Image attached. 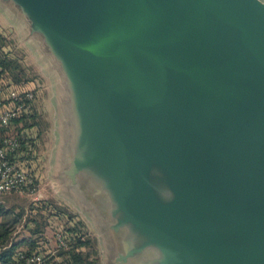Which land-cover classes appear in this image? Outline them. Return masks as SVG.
Returning <instances> with one entry per match:
<instances>
[{
	"label": "water",
	"instance_id": "obj_1",
	"mask_svg": "<svg viewBox=\"0 0 264 264\" xmlns=\"http://www.w3.org/2000/svg\"><path fill=\"white\" fill-rule=\"evenodd\" d=\"M24 1L35 3L41 13L40 21L49 23L48 28L63 24L64 33L72 42L84 46L85 53L95 50L101 68L99 74L90 73L84 82H71L73 94H85V91L86 95L82 96L87 99L83 105H79L82 99H74L71 103L74 110L66 117L62 150L65 160L61 159L59 174L66 188L80 194L83 189L79 174L94 171L96 162L101 167L105 163L109 186L103 191L112 193L122 222L131 225L132 240L138 238L142 246L158 248L167 264H250L249 260L255 259L258 240L262 239L264 244V208L244 163L235 152L237 138L229 133L220 134V129L215 127L217 116H230L226 91L234 92L238 85L227 64L203 54L210 0L150 2L154 21L159 20L167 33L170 29L168 45L163 49L169 59L165 63L160 55V62L154 63L153 69L144 58L151 22L143 0ZM226 1L242 7L240 0ZM254 1H260L264 7L263 0ZM136 70L142 75L143 91ZM230 100L234 102L233 110L240 111L232 119L241 132L238 139L249 143L250 127L241 99L234 96ZM192 119L204 120L207 126L202 127ZM221 135L227 138L224 140ZM164 151L172 152L177 162L155 161ZM189 163H198L219 181L231 206L233 202L239 205L245 217L233 208L231 215L221 211L207 215L206 208L200 209L181 197L183 192L167 189L169 177L165 167ZM156 166L163 169L160 176L146 179L145 169ZM208 175L200 176L199 181L211 190V180L204 181L205 177L210 179ZM151 189L163 192L164 199L157 200ZM215 189L218 190L217 184ZM173 195L176 198L163 202L165 197ZM236 215L244 225L235 221ZM218 216H225V224L219 220L218 224L213 223V217ZM156 220L164 226L176 224L184 231L181 241L184 250L172 247L178 241L168 239ZM243 228L246 233L242 232ZM230 230L237 244L224 239L223 231Z\"/></svg>",
	"mask_w": 264,
	"mask_h": 264
},
{
	"label": "rangeland",
	"instance_id": "obj_2",
	"mask_svg": "<svg viewBox=\"0 0 264 264\" xmlns=\"http://www.w3.org/2000/svg\"><path fill=\"white\" fill-rule=\"evenodd\" d=\"M153 1L157 0L142 1L146 16L151 22L144 58L152 69L154 63L160 62V55L164 56L165 63L169 59L163 49L168 45L166 39L170 31L168 28L167 33L166 27L159 20L154 21L155 12L150 4ZM255 2L257 1L240 0V8L226 0H210L206 10L203 54L232 69L235 85L238 87H235L236 92L226 91L225 103L230 116H217L215 127L220 129V134L229 133L237 138L234 142L235 152H238L244 163L264 208V37L260 35L264 34V7L260 1ZM33 4L35 3L29 1L25 3L24 0H0V65L7 70L3 78H9L18 87L34 93L30 106L32 109L27 118L39 130L35 148L39 172L36 193H11L0 198V204L9 210L7 215L0 217V224L14 217L18 218L16 230L7 244L15 245L12 255L19 252L30 254L38 251L46 254L53 251L59 257L57 264H68L65 263L62 252L56 248L55 235L68 225L74 227V220L78 217L83 225L77 226V229L88 233L91 250L98 264H167L158 248L152 245L142 246L138 238L132 240L133 229L122 222L121 212L113 202H106L102 214L97 215L101 217L97 219L90 213L87 218L84 211L89 231L86 222L83 223L69 206L71 194L59 175L62 171L61 159L65 160L62 150L64 134L67 132L66 117L74 110L71 104L74 99H82L79 105H83L87 99L82 96L83 93L73 94L71 82H84L90 73L99 74L101 68L95 50L85 53L84 46L72 42L64 33L63 24L48 28L49 23L40 21L41 13ZM8 21L15 22L12 27L18 33L17 40L10 31ZM169 56L171 57L170 53ZM218 73L222 75L221 70ZM226 80L225 77V83ZM173 83L176 84L177 81L174 80ZM84 93L86 95L85 91ZM234 96L241 99L243 114L248 117L246 122L251 133L249 143L238 139L241 132L238 125L232 122L233 115H240L239 108L236 112L233 110L234 102L230 99ZM192 120L202 127L207 126H204V120ZM22 123L20 121L18 124ZM208 127L213 129L211 124ZM221 138L227 137L223 138L221 135ZM159 159L177 162L170 151H164L155 161ZM204 181L209 183L210 179L205 177ZM151 190L157 200L164 199L163 192ZM164 193L167 195V192ZM71 216L74 220L70 221ZM209 218L212 220V217ZM224 219L225 216L213 217V223L218 224L217 220L224 223ZM235 221L244 225L239 215L235 216ZM223 232L226 234L225 240L237 244L231 230ZM87 249L83 246L79 251L86 255ZM93 258L92 254L89 255L90 260Z\"/></svg>",
	"mask_w": 264,
	"mask_h": 264
},
{
	"label": "built area",
	"instance_id": "obj_3",
	"mask_svg": "<svg viewBox=\"0 0 264 264\" xmlns=\"http://www.w3.org/2000/svg\"><path fill=\"white\" fill-rule=\"evenodd\" d=\"M34 93L18 87L11 79L0 77V198L11 193L35 194L39 178L36 147L28 139L35 138L34 126L19 125L17 120L28 117ZM33 134V135H32ZM36 144V138H35ZM56 248L68 250L69 242L62 231L57 232ZM84 239L83 236L79 237ZM59 262L55 252L44 254L17 253L10 264H54Z\"/></svg>",
	"mask_w": 264,
	"mask_h": 264
},
{
	"label": "crops",
	"instance_id": "obj_4",
	"mask_svg": "<svg viewBox=\"0 0 264 264\" xmlns=\"http://www.w3.org/2000/svg\"><path fill=\"white\" fill-rule=\"evenodd\" d=\"M8 22L10 23V31L13 32L12 35L16 36L17 40L18 33L15 32V27H12L14 26L15 22ZM15 45L17 46L16 43ZM96 161L97 160H95L94 162ZM95 164L96 165L93 167L95 169L94 171H91L89 173L85 171L79 174V184L82 187L83 191L80 194H76L75 192H70L71 195L69 194L71 197V200L68 199V203L70 204L69 206L80 216L83 223L84 221L86 222L83 214L84 211L87 218L90 217V214L92 217H94V219L100 218L101 216L97 215L102 214L101 212L105 209V203L107 201L113 202L114 200L111 192H108L107 190L103 191L105 187L109 186V178H107V169L105 163L102 164V167L97 162ZM97 166L100 168V170L102 169V172L104 174L103 176H100L101 171H97ZM165 170L166 174L169 177V181H167L166 184L167 189L170 190V188H174L180 193L183 192V194H181V197L189 199L200 209L206 208L205 213L207 215L214 214V212L218 213L219 211H221L222 213L228 212L229 215H231L230 211H232L231 208H233L234 210H238L239 215L245 217L239 205L233 202L231 206V200L227 197V195H225L222 189V184L212 176H209V173L202 167H200L198 163H189L185 165L181 164L179 166L167 165L165 167ZM162 171L163 169L161 167L156 166L155 168L145 169L143 176H145L146 179L149 176H153L154 179L155 175L160 176ZM204 175H208L210 177L211 190H208L206 188V185L204 183H200L199 181L200 176ZM153 183L155 184V186H158L156 185L154 180ZM216 184L218 188L217 191L215 190ZM87 186L90 187V191L87 190ZM176 196L173 195L170 197H165V200L163 202L168 203L176 198ZM113 203L116 206L115 202ZM85 225L88 229L87 222ZM242 232L246 233V229L243 228Z\"/></svg>",
	"mask_w": 264,
	"mask_h": 264
},
{
	"label": "trees",
	"instance_id": "obj_5",
	"mask_svg": "<svg viewBox=\"0 0 264 264\" xmlns=\"http://www.w3.org/2000/svg\"><path fill=\"white\" fill-rule=\"evenodd\" d=\"M6 74H7L6 68L0 65V77H4ZM20 121L23 122L22 125L26 128H29L35 125L33 122L30 121L29 118H26V117L19 118L17 120V123ZM37 130L38 129L35 128L33 131L35 134V138H38L37 135L39 134V130L38 131ZM35 138L30 137L28 139L29 146H33V147L37 146V144H35V141H34ZM8 213H9V210L0 204V217L5 216ZM69 220L70 221L74 220V217L71 216ZM74 223H75L74 227H70L68 225L62 230V232L64 233L70 245V248L68 250H62V249L59 250L63 254L65 263H68V264H78V263L98 264L95 258V255L92 253V250H91V240L89 238L88 233L84 230L81 231L77 229V226L80 227L82 222L80 221L78 217H76V220H74ZM17 224H18V218L16 217L0 224V249H2V251H0V264H10L13 262L14 258L16 257L17 253L15 255L14 254L12 255L15 245L9 244L8 246L7 244L10 239V236L16 230ZM80 236L85 237L83 241L80 240L79 238ZM83 246L88 248L87 249L88 253L86 255H82L79 251V248ZM89 250H91V252ZM89 253H91L94 256V258L91 260L89 259V255L91 254ZM57 263L58 262L54 264H57Z\"/></svg>",
	"mask_w": 264,
	"mask_h": 264
},
{
	"label": "bare ground",
	"instance_id": "obj_6",
	"mask_svg": "<svg viewBox=\"0 0 264 264\" xmlns=\"http://www.w3.org/2000/svg\"><path fill=\"white\" fill-rule=\"evenodd\" d=\"M101 11L105 15V9L102 6H101ZM135 27H136V23L135 21H133L132 30L134 32V35H135ZM136 75H137V82H138L140 90L141 91L145 90V85H144L141 73H139V71L136 70ZM156 224L158 225V227L161 229L163 234L168 239H171V240L173 239V240L178 241L177 244L172 243V247L175 250L177 251L184 250V246L181 243V241L184 238V231L178 225L175 224V225L164 226V224H162L159 220H156ZM260 230L261 232L263 231L262 227H260ZM257 244L258 245L256 246L257 252H256L255 259H252V260L250 259L249 260L250 264H264V244H263L262 239L258 240Z\"/></svg>",
	"mask_w": 264,
	"mask_h": 264
}]
</instances>
